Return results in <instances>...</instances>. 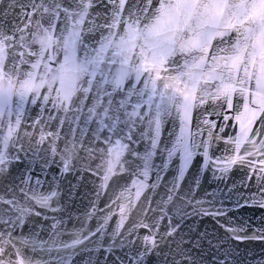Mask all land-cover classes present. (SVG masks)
Here are the masks:
<instances>
[{"label": "snow or ice", "instance_id": "1", "mask_svg": "<svg viewBox=\"0 0 264 264\" xmlns=\"http://www.w3.org/2000/svg\"><path fill=\"white\" fill-rule=\"evenodd\" d=\"M251 207L264 0H0V264H264Z\"/></svg>", "mask_w": 264, "mask_h": 264}, {"label": "water", "instance_id": "2", "mask_svg": "<svg viewBox=\"0 0 264 264\" xmlns=\"http://www.w3.org/2000/svg\"><path fill=\"white\" fill-rule=\"evenodd\" d=\"M243 173L239 170L236 171V173L233 175L232 179L236 181L237 183L241 179ZM202 179L204 182V188L211 192L216 187V181L213 179L211 173L209 172L206 177L202 176ZM220 188H223V184L219 185ZM255 191V188L252 189ZM79 206V205H78ZM103 203L100 205L101 208H103ZM230 207V206H229ZM235 217L237 219L245 220V221H251L254 225L259 226L262 222H264V210L259 209L258 207H251V208H245L235 213ZM118 217L114 218L110 222V229L115 227L116 220ZM95 222L93 221V224ZM79 225L77 224V227ZM43 239L47 240L48 236L47 234H43ZM66 239V237H65ZM262 248H264V244H262L260 241H254L247 245V249L249 252H251L253 255L251 257H247L248 259H261V251ZM245 249L244 245H241V252L243 253ZM77 264H80L78 261Z\"/></svg>", "mask_w": 264, "mask_h": 264}]
</instances>
